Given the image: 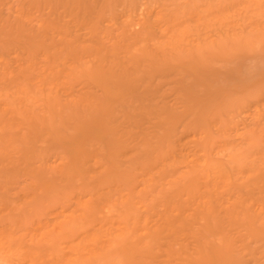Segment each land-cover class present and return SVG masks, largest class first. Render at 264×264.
<instances>
[{
  "label": "bare ground",
  "instance_id": "1",
  "mask_svg": "<svg viewBox=\"0 0 264 264\" xmlns=\"http://www.w3.org/2000/svg\"><path fill=\"white\" fill-rule=\"evenodd\" d=\"M18 1L19 15H12L10 25L0 10L5 23L0 24V51L14 48L13 58L30 64L20 62L15 66L20 69L11 68L7 76L22 79L20 89L41 74L39 82L45 81L49 91L41 94L39 83L36 93L38 84L25 87L33 88L36 102L45 96L38 106L33 98L26 102L23 94L16 95L25 85L17 92L16 87L13 100L18 101L1 106L0 186L30 176L35 181L23 187L26 195L32 187L38 191L34 198L79 190L95 212L118 194L125 220L128 211L135 212L126 224L133 225V233L127 241L115 240L125 264H264V222L258 219L264 213V159L245 177L244 187L253 196H235L237 207H223L218 195L225 191L223 180L233 181V166L214 161L209 145L210 127L219 126L221 110L230 106L224 87L244 78L240 68L223 72L214 66L211 58L219 54L206 59L197 51L185 59L189 51L179 45L175 27L194 14L191 2L185 1L190 12L183 11L185 3L181 12L166 8L173 20L158 5L149 13L148 4L141 28L131 33L126 23L134 21V0ZM161 22L171 34L160 35ZM42 55L43 69L37 72ZM3 56L6 70L13 67L7 63L10 56ZM3 75L1 81L7 80ZM196 140H202L201 147ZM199 154H205L204 161ZM151 192L157 195L148 199ZM1 198L9 197L2 193ZM158 207V214L152 212Z\"/></svg>",
  "mask_w": 264,
  "mask_h": 264
},
{
  "label": "rangeland",
  "instance_id": "2",
  "mask_svg": "<svg viewBox=\"0 0 264 264\" xmlns=\"http://www.w3.org/2000/svg\"><path fill=\"white\" fill-rule=\"evenodd\" d=\"M4 1L7 3L4 2L3 4L2 2L0 6L2 14L1 12L0 14L6 15L4 17L6 18L5 23L10 25L11 20H14V17L19 15L17 13L19 1L13 0L14 3L12 0H10V3L8 0ZM15 1L16 3L18 2L17 5ZM135 1L132 2L133 7L136 5L135 10H131L134 21L132 20L131 25L130 20L128 21L129 25L126 23L131 33L133 32L132 29L139 31V28H141V23L139 24V22L142 20L140 17H147L146 14L148 15V13L146 11L149 10V7L153 10H149V13H155L159 7H161L159 9L166 11L165 13H167L166 8L181 12L186 0H154V3L153 0H139L138 3L136 1L137 4H134ZM189 1L194 14L188 13L175 27L177 30L175 34L180 41L179 45L183 46L182 48L185 49L186 53H188L186 50L189 51L188 55H185V52L182 53L183 56L185 55V59L196 54L197 51L200 54L203 53V56L207 55L206 59L211 54L212 56L219 54L221 58L220 56H215L218 58L217 60H214V57H209L211 61L215 62L214 66L220 68L223 72H225L224 70L229 71V68H240V76L244 78L242 81L235 79L224 87L227 91L226 103L231 107L221 110L223 114L221 115L220 113L219 118L221 119V125H213L209 129V145H211L212 159L214 161H224L233 166V181L231 183L229 181L225 182V180L222 181L221 190L225 191L218 195L219 204H222L223 207L235 208L238 205L233 203L235 196H240L244 199L253 196L248 192V188L244 187L245 177L250 174L255 166L263 163L264 159V0H195L194 4L192 3L193 0ZM178 6L179 8L177 9ZM185 6L183 11L187 10L190 12L189 4L186 5L185 3ZM40 12L38 10V14ZM14 13L15 16H12ZM36 13L37 11L34 14ZM199 13L202 16H199ZM168 16L170 17L171 14ZM4 18L2 17L1 19L4 21ZM170 18L173 20V17ZM170 18H168L169 23L171 22ZM32 20L34 23L36 18L33 17ZM38 22L39 19L37 24L35 22V25H38ZM134 22L136 23L134 24ZM5 23L3 24L2 20H0V24L4 27ZM161 23H159L160 28L157 26L160 35L164 32L168 33V35L171 34L172 32H169L167 24L164 22L162 25ZM132 25L133 27H130ZM111 37L113 38V35ZM111 37L109 36L108 38L110 39ZM2 45L1 47L4 50V45ZM191 45H196L197 48L195 47L191 50ZM5 49L6 54H4V51H0V76L4 77L3 74L5 73L7 78V80L5 79L6 81L4 79V81H1L2 79H0V108L1 106L6 107V104L11 106L14 101H18L13 100L16 97L15 92L21 90L27 78V76L24 77V85L19 89L22 79L20 82L18 77L19 83L17 78H15L17 76H12L14 77L13 79H9V76H7L12 75L11 68H15L16 65L21 67L20 64L23 61L24 64L27 62L25 64L27 67L30 64L27 58L25 60L21 59V61L20 59H18L19 61L15 60L20 56L16 55L17 57L13 58L15 57L14 48V51L12 49L10 51L9 48ZM2 54L10 56L7 59V63L10 61L13 67L8 65L10 67L6 70L3 66L4 63L2 64L5 61V57ZM221 54L225 55V57L229 55L231 61L225 58L223 60ZM2 56L3 59L1 58ZM39 58L41 60L37 64V72L40 68L43 69L41 65L44 64L42 62L44 60L43 55ZM24 64L22 65L24 66ZM18 66L15 70L20 69ZM15 70L13 69V71ZM7 71L10 74H6ZM20 71L18 70L19 73ZM37 72H34L35 75ZM31 75L33 73L30 74L29 78L35 77V75L31 77ZM40 75L37 74V78L39 76V79H41ZM39 79H29L28 84L33 83L31 85L34 86L38 83L40 84ZM39 84L37 87L35 86V93L37 88L44 86V89L39 88L38 91L42 90L41 94L43 93V95L46 94L45 96H47L49 88L48 86L46 87L45 81H43L44 85L40 84L42 86H39ZM30 86L25 85L24 92H18L16 95L20 96L23 94L24 96L21 95L20 97H24L22 99L24 101L27 100L26 102H28L29 98H33L32 102L34 100L33 103L38 105L41 102V98L43 99L45 96L42 97L40 93L37 94L41 98L40 100L37 98L36 102V95L32 92L35 87L31 86L33 87L31 92L25 91L27 90L25 87ZM16 87L19 90H16ZM12 93L14 95H11ZM25 97L28 98L26 99ZM29 101L31 102V100ZM196 141L193 142L196 147H201L200 142L202 140L200 142L197 141V144ZM58 151L60 152L61 149L58 148ZM200 154V160L204 161L202 158L205 157V154L202 155L203 157L201 156L202 158ZM53 161H55V158L47 162V165H50V168L46 170L48 175H51V166H55ZM32 181L34 183L35 179L30 176H19L14 183L0 186V194L3 193L9 197L6 200L9 203L2 198L0 199V264H15L19 260L25 264H125L122 261L123 258L115 252V240H128L127 238L133 233L134 227L126 224L130 223L129 219L135 215V212L128 211L127 220H125V216H122L118 210L121 202L118 194H114L110 201L105 202L99 212H95L85 206L87 196L82 191L79 192V190L75 193L67 191L66 195L56 194L49 195L47 198H41V196L34 198L37 190L35 189L36 187H32L29 188V194L26 195L23 187L31 186L33 184L30 185ZM158 183L160 185L161 182L159 181ZM160 187L162 188V186ZM106 189L107 187H104L103 190ZM159 191L157 194H160ZM153 193L151 192V195H148V199ZM66 198L69 201H66ZM159 210H162V207H158L152 212L158 214ZM250 212L254 214V212ZM141 213L142 216L147 214L145 211ZM224 213L225 211H222V214ZM258 219L264 222V213L258 215Z\"/></svg>",
  "mask_w": 264,
  "mask_h": 264
}]
</instances>
